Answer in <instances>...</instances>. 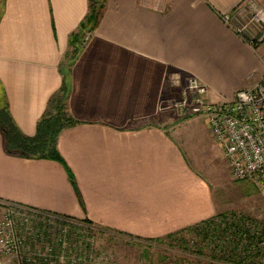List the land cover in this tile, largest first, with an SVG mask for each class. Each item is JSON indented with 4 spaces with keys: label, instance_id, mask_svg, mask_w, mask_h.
Masks as SVG:
<instances>
[{
    "label": "crops",
    "instance_id": "obj_1",
    "mask_svg": "<svg viewBox=\"0 0 264 264\" xmlns=\"http://www.w3.org/2000/svg\"><path fill=\"white\" fill-rule=\"evenodd\" d=\"M90 1L0 0V106L24 135L36 133L62 86L69 38ZM98 1L99 22L70 67L77 123L57 138L73 180L58 161L8 153L0 132V203L161 239L226 210L189 138L206 130L220 147L205 119L163 112L162 103L182 98L190 75L213 102L253 87L264 76V41L250 46L222 20L247 0Z\"/></svg>",
    "mask_w": 264,
    "mask_h": 264
},
{
    "label": "built area",
    "instance_id": "obj_2",
    "mask_svg": "<svg viewBox=\"0 0 264 264\" xmlns=\"http://www.w3.org/2000/svg\"><path fill=\"white\" fill-rule=\"evenodd\" d=\"M222 20L250 46L264 41V9L257 0H247ZM208 93L207 85L190 75L183 97L164 101L161 110L202 116L234 178L264 188V76L253 87L238 89L230 100L213 102ZM215 222L211 239L228 249L221 248L228 259L264 264V218L229 214ZM98 232L85 220L0 203V258L13 264H96Z\"/></svg>",
    "mask_w": 264,
    "mask_h": 264
},
{
    "label": "rangeland",
    "instance_id": "obj_3",
    "mask_svg": "<svg viewBox=\"0 0 264 264\" xmlns=\"http://www.w3.org/2000/svg\"><path fill=\"white\" fill-rule=\"evenodd\" d=\"M203 125L206 127L204 122ZM201 132H189V138L202 159V168L209 176L215 175L212 178L215 196L226 209L221 214L264 218V188L251 180L235 179L220 147L210 138L207 140L206 130L203 135ZM216 224L214 218L207 223L206 230L199 227V230H185L157 240L100 231L95 238L96 264H247L233 260V256L228 259L222 253L223 250L228 253V249L211 239Z\"/></svg>",
    "mask_w": 264,
    "mask_h": 264
},
{
    "label": "trees",
    "instance_id": "obj_4",
    "mask_svg": "<svg viewBox=\"0 0 264 264\" xmlns=\"http://www.w3.org/2000/svg\"><path fill=\"white\" fill-rule=\"evenodd\" d=\"M103 7V2L91 0L89 13L81 23L79 30L71 34L69 38L71 51L66 57L67 61L65 65L61 69L63 71L62 86L49 99L47 108L39 119L36 133L33 136L24 135L19 130L8 112L7 105L0 106V132L4 138L6 151L23 158L58 161L65 167L71 180H73V174L57 149L59 133L77 123L69 113L67 104L70 91V67L86 43V34L97 26ZM219 216L223 215L221 213L217 214L187 230H199L200 228L206 230L207 223L214 221V218Z\"/></svg>",
    "mask_w": 264,
    "mask_h": 264
}]
</instances>
